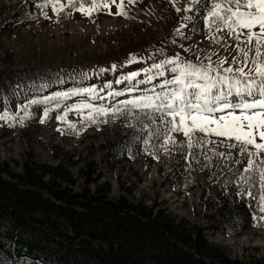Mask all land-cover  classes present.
Returning a JSON list of instances; mask_svg holds the SVG:
<instances>
[{
	"label": "rangeland",
	"instance_id": "374dc122",
	"mask_svg": "<svg viewBox=\"0 0 264 264\" xmlns=\"http://www.w3.org/2000/svg\"><path fill=\"white\" fill-rule=\"evenodd\" d=\"M214 2L0 0V116L9 117L0 119L1 160L17 172L27 160L64 165L77 178L75 190L84 180L82 168L95 162L103 173L100 181L111 184L109 196L131 188L132 198L151 205L157 197L174 214L206 226L220 218V208L238 203L240 191L234 195L233 189L249 184L247 195L253 194L252 208L259 218L254 230L237 236L212 227L206 232L211 241L227 246L231 256L262 257L264 201L258 193L264 192L258 174L243 171L249 157L215 136L209 137L215 144L189 147L182 133L167 131L155 110L126 103L164 91L162 85L173 77L170 69L175 66L165 62L176 57L197 64L209 63L210 57L213 66L227 59L225 68L233 57L243 59L236 45L248 46L224 25L220 31L210 26ZM81 5L92 9L91 14L80 11ZM249 56L264 59L253 52ZM160 71L165 75L159 76ZM101 108L106 112L96 111ZM147 128L152 139L146 143L141 134ZM123 133L136 135L138 154L122 161L114 155L111 165L105 159L107 150ZM168 135L176 142L167 141ZM219 152L224 155H216ZM251 159L264 168V152Z\"/></svg>",
	"mask_w": 264,
	"mask_h": 264
},
{
	"label": "trees",
	"instance_id": "16d2710c",
	"mask_svg": "<svg viewBox=\"0 0 264 264\" xmlns=\"http://www.w3.org/2000/svg\"><path fill=\"white\" fill-rule=\"evenodd\" d=\"M122 135L107 150L111 165L114 155L122 161L138 154L136 135ZM141 136L151 140L150 128ZM81 175L75 190L77 178L64 165L27 160L17 172L0 158V264H264V255L231 256L206 232L212 227L237 236L254 230L251 223L259 218L249 184L233 189L234 195L240 191L238 203L220 208V218L206 226L174 214L157 197L151 205L132 198L131 188L109 196L111 184L100 181L95 162Z\"/></svg>",
	"mask_w": 264,
	"mask_h": 264
},
{
	"label": "snow or ice",
	"instance_id": "6c2138e0",
	"mask_svg": "<svg viewBox=\"0 0 264 264\" xmlns=\"http://www.w3.org/2000/svg\"><path fill=\"white\" fill-rule=\"evenodd\" d=\"M112 2L116 3V0ZM88 3L95 4V0H88ZM120 4H123V0H120ZM79 10L88 15L92 11L83 5ZM176 10L179 12L181 9ZM119 14H123L122 9ZM210 17V26L215 25L216 31H220V25H224L235 40L248 46L242 48L239 43L236 45L243 59L233 57L231 65L225 68L223 65L228 63L227 59L213 66L210 57L207 64L181 63L179 57H176L165 62L175 66L170 69L173 77L166 79L162 85L164 91L126 103L155 110L160 114L161 121L168 125L167 131L182 133L188 138L189 147L193 143L215 144V141L209 139L211 136L222 138L220 143L227 142V147L238 149L241 154L249 157L243 171L256 172L260 180L259 187L264 192V168H260L251 159L264 152V59H252L249 56V52H253L256 58L264 57V0H215ZM249 63L253 66L249 67ZM153 67L161 69L163 65L154 64ZM136 75L138 73L132 74L133 77ZM158 75L164 76L165 73L160 71ZM152 79L148 77L149 81ZM96 111L106 112L103 108ZM0 119L9 117L0 116ZM197 133L202 135L197 137ZM166 140L176 142L171 135ZM216 155L223 156L224 153ZM241 180L247 182L246 177L242 176ZM258 195L260 201H264V194ZM260 211L264 212V205Z\"/></svg>",
	"mask_w": 264,
	"mask_h": 264
}]
</instances>
